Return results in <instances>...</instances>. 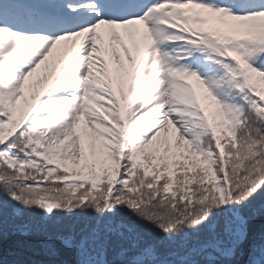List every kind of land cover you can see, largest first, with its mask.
Here are the masks:
<instances>
[{"label": "snow or ice", "instance_id": "1", "mask_svg": "<svg viewBox=\"0 0 264 264\" xmlns=\"http://www.w3.org/2000/svg\"><path fill=\"white\" fill-rule=\"evenodd\" d=\"M0 264H264V0H0Z\"/></svg>", "mask_w": 264, "mask_h": 264}, {"label": "trees", "instance_id": "2", "mask_svg": "<svg viewBox=\"0 0 264 264\" xmlns=\"http://www.w3.org/2000/svg\"><path fill=\"white\" fill-rule=\"evenodd\" d=\"M97 195H99V193H96ZM77 195H79V193H77ZM262 223V221H257V227H259V225Z\"/></svg>", "mask_w": 264, "mask_h": 264}]
</instances>
